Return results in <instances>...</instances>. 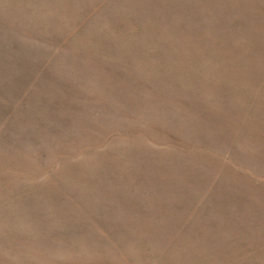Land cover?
<instances>
[{"label": "rangeland", "instance_id": "obj_1", "mask_svg": "<svg viewBox=\"0 0 264 264\" xmlns=\"http://www.w3.org/2000/svg\"><path fill=\"white\" fill-rule=\"evenodd\" d=\"M0 264H264V0H0Z\"/></svg>", "mask_w": 264, "mask_h": 264}]
</instances>
